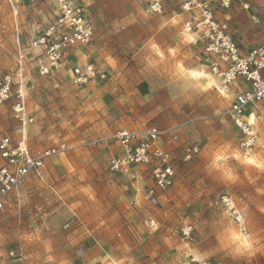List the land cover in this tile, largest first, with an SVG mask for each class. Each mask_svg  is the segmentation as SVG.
I'll list each match as a JSON object with an SVG mask.
<instances>
[{
  "label": "rangeland",
  "instance_id": "rangeland-1",
  "mask_svg": "<svg viewBox=\"0 0 264 264\" xmlns=\"http://www.w3.org/2000/svg\"><path fill=\"white\" fill-rule=\"evenodd\" d=\"M80 1L95 28V38L79 45L81 48H72L58 69L42 76L35 70L37 51L30 48V42L54 21V1L0 0V76L15 71L22 61L26 105L33 116L25 129L28 143L35 150L60 142L69 148L49 158L43 178H29L18 198L12 196L0 213L6 246L15 250L21 246V254L8 256L7 264H108L106 257L116 259V252L125 264H193V260L264 264V168L256 167L264 165V152L257 153L254 147L243 152L234 149L241 161L245 156L256 161L229 165L239 178L235 186L208 179L207 165L201 163L214 142L219 141V149L220 144L240 141L239 129L227 114L229 97L216 91L203 98L193 95L185 88L186 82L172 74L167 62L147 63L145 54L159 33L158 24L153 23L156 15L146 10L151 0ZM160 1L166 8L169 5L171 12L178 7L177 0ZM246 1L262 23L255 25L236 11L245 31H251L249 22L256 30L242 39L230 31L242 52L264 42V14L260 11L264 0ZM239 8L238 2L231 0L229 8L216 7L214 15L228 23ZM159 18L168 17L162 14ZM183 33L181 28L176 35L178 45H184L180 49L183 57L196 58L195 45L188 44ZM85 61L106 77L82 86L73 84L70 68ZM211 78L218 88L216 78ZM172 80L180 85L174 89L177 95L173 92L162 98L159 92L153 93ZM255 112L264 115V100L244 118ZM151 124L172 128L178 136L175 142L169 137L161 140L174 156L175 182L152 199L145 195L151 180L144 168L116 174L107 167L109 156L119 151L112 139L117 129L140 130ZM18 129L9 104L0 107V137L17 138ZM252 130L255 140L264 142V130L257 131L253 125ZM185 145L196 146L198 152L184 162L181 150ZM16 199L20 201L18 216ZM235 211L239 220L230 214L228 223L252 244L243 256L218 243L225 213ZM150 220L155 225L151 226ZM188 226L190 237L185 238L182 230ZM214 240L216 247L211 246Z\"/></svg>",
  "mask_w": 264,
  "mask_h": 264
},
{
  "label": "built area",
  "instance_id": "built-area-1",
  "mask_svg": "<svg viewBox=\"0 0 264 264\" xmlns=\"http://www.w3.org/2000/svg\"><path fill=\"white\" fill-rule=\"evenodd\" d=\"M56 7L54 21L30 42V48L37 51L34 67L39 75H48L58 69L63 60L79 45H86L95 38V28L88 18L85 5L80 0H53ZM245 9L244 0H236ZM178 9L189 16L187 34H194L201 41L203 52L212 58L210 64L219 72L218 88L230 96L227 114L239 129L240 144L246 146L253 139L252 125L244 118L248 110L264 100V42L242 52L230 32L226 21L215 17L216 7L227 9L231 0H177ZM184 5H187L185 7ZM247 5V7H245ZM163 11L160 0H153L148 10L156 14ZM184 20V21H185ZM183 21V22H184ZM255 22L258 20L255 18ZM184 32V28H183ZM231 62V67L225 63ZM13 72L0 76V107L9 104L10 115L18 123V137H0V213L8 199L18 198V193L29 178H43L46 161L69 148L64 142L33 149L26 138L25 129L33 122L28 112L26 81L23 78V63L19 61ZM227 71L220 72V69ZM71 82L82 86L93 80H102L106 74L90 63L74 64L70 68ZM247 129V132L243 130ZM169 137L172 142L178 136L170 129L151 124L140 130L117 129L112 135L119 151L108 158V170L123 174L133 167H142L150 175L151 185L146 190L147 198H156L172 187L176 179V166L171 150L163 147L162 139ZM256 139V137H255ZM251 148L244 147V150ZM198 152L196 146L185 145L181 150L182 161H188ZM19 207V200L16 199ZM236 213V211L234 212ZM239 216V215H238ZM240 217V216H239ZM239 220V219H237ZM153 225V220L149 221ZM191 226L182 230L185 238L190 237ZM3 240L0 234V258ZM21 254V246L7 251L9 257ZM193 264H220L216 261L193 260Z\"/></svg>",
  "mask_w": 264,
  "mask_h": 264
},
{
  "label": "snow or ice",
  "instance_id": "snow-or-ice-1",
  "mask_svg": "<svg viewBox=\"0 0 264 264\" xmlns=\"http://www.w3.org/2000/svg\"><path fill=\"white\" fill-rule=\"evenodd\" d=\"M227 3V0H225ZM187 7V5H184ZM247 7V5H245ZM160 9H157L156 18L153 20V23L158 24L159 33L157 35V42L150 45L151 51L145 54L148 64H152L153 60L156 63H165L169 65L172 74L177 77V79L184 80L185 88L189 90L193 95H200L201 98L205 95H209L211 92L216 91L220 96H224L225 93L217 88V85L214 81L209 83H204V81H211V76H219L212 64H209L206 70H195L196 63L191 59H185L180 51L184 45H178L176 35L180 32L181 28H184V35L187 36V21L182 22L179 18H165L162 21L160 20ZM170 15V14H169ZM188 40H191L192 37L187 36ZM108 63H112L111 60H108ZM228 67H231V62L225 61ZM227 71V68L220 69V72ZM211 74V75H209ZM264 75V73H262ZM163 104L164 101H161ZM247 124L253 125L256 127L257 131L264 130V115L260 112L251 113L249 118L246 121ZM247 132V129L243 130ZM253 139L248 140L246 146H241L239 140H235L230 145L220 144L219 149L216 148V144L219 141L214 142L212 148L209 149L208 153L204 155L201 160L202 164L207 165L208 179L215 178L222 184H231L235 186L239 178L233 174V170L229 165H237V162L247 163V164H256L254 159H250L245 156L244 160L241 161V156L234 151L236 147L240 148V151H244V147L255 148L257 153L264 152V142H259L255 140L256 132L249 133ZM258 168H264L262 164H256ZM242 173V169H241ZM224 207L235 209V204H225ZM232 215L233 220L239 219V216L234 212L225 213V227L223 233L220 235L219 246L223 249H230L232 253L243 256L246 253H249L252 244L249 243V238L245 236L241 231L236 229L234 224L228 223V215ZM155 225V221H153ZM212 247L217 246V241L212 242ZM206 247V246H202ZM119 252L113 253L116 259L112 257H106L108 264H125L124 260H120ZM196 259H203L202 256H197ZM95 264H100V261H96Z\"/></svg>",
  "mask_w": 264,
  "mask_h": 264
},
{
  "label": "crops",
  "instance_id": "crops-1",
  "mask_svg": "<svg viewBox=\"0 0 264 264\" xmlns=\"http://www.w3.org/2000/svg\"><path fill=\"white\" fill-rule=\"evenodd\" d=\"M153 0H151L150 2H149V4L152 2ZM163 1V0H162ZM246 3H247V5H248V8L247 9H245L244 7H242V4L241 3H239L238 2V4H239V10H235V13H234V17H233V19L229 22L228 21V23H229V28H230V31L233 29L235 32H233V33H235V34H237V36H238V38L240 39H242V36H244V34L245 33H247V32H256V30L255 29H253V26L251 25V22H249V25L247 26L248 28L247 29H250L251 31H245L246 30V28H245V25L243 24V22H240L237 18H236V14H238V13H236V11H239V12H242L243 14H245V16H246V18L247 19H250L251 21H252V23H254L255 25H261V23H262V20H261V16H259V14L257 15V14H255L254 12H253V8H251V6H250V4L246 1V0H244ZM149 4L147 5V7H146V10L149 12V10H148V6H149ZM162 6H163V11H162V14L163 15H166L169 19H171V18H173V17H179V16H181L182 18L180 19V20H182V22L189 16L187 13H182V12H180V10L178 9V7L174 10V12H171L168 8H169V5H168V7L166 8V6H165V4L164 3H162ZM260 11H261V13L262 14H264V6H262L261 5V7H260ZM169 12H171V13H169ZM170 14V15H169ZM242 14V15H243ZM156 15V14H155ZM255 18L258 20V22H255ZM236 19V20H235ZM263 32H264V28H263ZM187 36H190V37H192V39L191 40H188L187 39ZM187 36H185V39L187 40V43L188 44H192V45H195V47H196V58H194V55H191L189 58H187V59H191V60H193L195 63H198L199 62V66H198V68L201 70V68L202 67H204V66H206V68L208 67V65L210 64V62H211V60H212V58L211 57H209L206 53H204L203 52V46H202V44H201V41L198 39V38H196V36L194 35V34H187ZM237 41V40H236ZM242 45H243V47H248V45H246V43L245 42H242ZM82 46H79V48H81ZM250 50V49H249ZM248 51V50H247ZM200 61H205V64L203 63V65H202V62H200ZM81 63H86V61L85 62H81ZM81 63H78V64H81ZM198 68H196L195 70H197ZM215 78H216V81H217V84H219V80H218V77L217 76H215V75H213ZM215 80V79H214ZM148 84H149V82H146V85H147V88H148ZM166 85L167 86H163V88L162 89H159V90H155L153 93H156V92H159L160 93V95L162 96V98L164 97V96H166V95H170V97H171V95H173V92L174 93H176V95H177V93H179L178 91L176 92V90H174L177 86H180L179 85V83L178 82H176V81H169V83H166ZM144 88V87H143ZM147 88H145L144 89V91H146L147 90ZM178 88V87H177ZM176 88V89H177ZM180 92H184V90H180ZM223 97H227V96H223ZM229 97V99H230V96H228ZM252 108V107H251ZM171 130H172V128H170ZM171 133H174L175 134V131L174 130H172L171 131ZM178 141V140H177ZM177 143V142H176ZM163 145V144H162ZM177 147H179L178 145H176ZM163 147H165V146H163ZM166 148V147H165ZM169 149V148H168ZM12 198V196L8 199V201H7V203L9 202V200ZM6 203V204H7ZM19 204H20V201H19ZM14 207L17 209V216H18V213H19V210H18V208H20V206L19 207H17L16 206V204H14ZM0 234H1V236H2V240H3V249H2V251H1V258H0V264H7V259H8V255H7V251L8 250H10L11 248H8L7 246H6V244H5V233H4V231L0 228ZM83 255V254H82ZM106 261H107V259H106Z\"/></svg>",
  "mask_w": 264,
  "mask_h": 264
},
{
  "label": "bare ground",
  "instance_id": "bare-ground-1",
  "mask_svg": "<svg viewBox=\"0 0 264 264\" xmlns=\"http://www.w3.org/2000/svg\"><path fill=\"white\" fill-rule=\"evenodd\" d=\"M212 81H214V79L213 78H211V81H206V83H209V82H212ZM215 82V81H214ZM251 114V113H250ZM250 114H248V118H249V115Z\"/></svg>",
  "mask_w": 264,
  "mask_h": 264
}]
</instances>
